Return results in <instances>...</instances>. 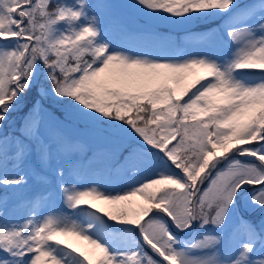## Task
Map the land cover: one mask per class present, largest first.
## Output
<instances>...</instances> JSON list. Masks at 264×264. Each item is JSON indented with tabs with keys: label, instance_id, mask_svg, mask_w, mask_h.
Listing matches in <instances>:
<instances>
[{
	"label": "snow or ice",
	"instance_id": "6c2138e0",
	"mask_svg": "<svg viewBox=\"0 0 264 264\" xmlns=\"http://www.w3.org/2000/svg\"><path fill=\"white\" fill-rule=\"evenodd\" d=\"M114 7L0 0V264H264V0Z\"/></svg>",
	"mask_w": 264,
	"mask_h": 264
},
{
	"label": "rangeland",
	"instance_id": "374dc122",
	"mask_svg": "<svg viewBox=\"0 0 264 264\" xmlns=\"http://www.w3.org/2000/svg\"><path fill=\"white\" fill-rule=\"evenodd\" d=\"M67 2H72V0H67ZM110 3L116 7L113 8V14L114 16L115 15H121V18L119 20H121L123 23L126 19V16H127V8L123 7V5H126L127 2L124 1V0H89V3H92V4H97V3ZM130 2V1H129ZM248 2H258V0H249ZM148 22L150 23V26L151 27H156L154 26V24H164L165 26H169L167 24H165L164 22L160 21V22H152L150 21L147 17H145ZM107 17L105 18L106 20V23H110L107 21ZM70 134L72 135H80L81 134V130L79 129H76V128H73L70 130ZM84 139L86 141H88V143L92 144L94 143V140L93 138L88 135V134H84ZM138 200H140V203H141V206L144 204V201L141 200L139 197H136ZM97 206L98 207H101V208H104L105 210H110L113 206H109V205H104L100 202H96ZM138 206H132L131 207V210L130 211H134V210H138ZM49 209L45 206V207H41V208H38L37 211H40L43 213H46ZM25 214H23L24 216ZM67 243H71L73 246L81 249L82 251H85L86 253H89L90 254V259L93 260V264H95V260H96V256L95 255H91V249H90V246L87 245L86 242L84 241H80V240H77L75 238H67L66 241Z\"/></svg>",
	"mask_w": 264,
	"mask_h": 264
},
{
	"label": "trees",
	"instance_id": "16d2710c",
	"mask_svg": "<svg viewBox=\"0 0 264 264\" xmlns=\"http://www.w3.org/2000/svg\"><path fill=\"white\" fill-rule=\"evenodd\" d=\"M118 1H120V0H118ZM247 1L248 0H246L244 2H247ZM126 2L129 3V1H126ZM129 14H130V16L135 17V19H141V17L143 16L142 14H140V13H138L136 11H133V13L130 12ZM218 23H219V21H212V22L205 21V22H201V23H199V24H197L195 26H189V27L191 28L192 31L193 30H202V29H207V28H210V27H214ZM154 26H156V29L159 30V31H161V32H167L168 31L167 28H169V27H165L164 24H154ZM172 28H173V32L172 33H176V32L183 33L184 32L180 28H175L173 26H172ZM45 101H47L48 103H50V102L48 100H44L43 101V103L45 104V106H48L49 104L47 102H45ZM28 103L30 104L31 101L29 100ZM26 110L27 109L25 108L24 111H26ZM20 115H23V112L16 115L17 122L19 121V116ZM10 130L12 131V129H10Z\"/></svg>",
	"mask_w": 264,
	"mask_h": 264
},
{
	"label": "bare ground",
	"instance_id": "6f19581e",
	"mask_svg": "<svg viewBox=\"0 0 264 264\" xmlns=\"http://www.w3.org/2000/svg\"><path fill=\"white\" fill-rule=\"evenodd\" d=\"M129 210H131L132 206H141L140 200H138L137 198H134L131 202H129Z\"/></svg>",
	"mask_w": 264,
	"mask_h": 264
},
{
	"label": "water",
	"instance_id": "95a60500",
	"mask_svg": "<svg viewBox=\"0 0 264 264\" xmlns=\"http://www.w3.org/2000/svg\"><path fill=\"white\" fill-rule=\"evenodd\" d=\"M150 251V250H149Z\"/></svg>",
	"mask_w": 264,
	"mask_h": 264
}]
</instances>
